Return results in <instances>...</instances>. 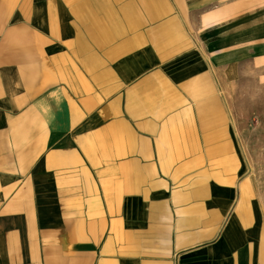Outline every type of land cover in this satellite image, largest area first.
Masks as SVG:
<instances>
[{"label":"crops","instance_id":"0c3cea01","mask_svg":"<svg viewBox=\"0 0 264 264\" xmlns=\"http://www.w3.org/2000/svg\"><path fill=\"white\" fill-rule=\"evenodd\" d=\"M247 75L264 0H0V264H264Z\"/></svg>","mask_w":264,"mask_h":264},{"label":"rangeland","instance_id":"374dc122","mask_svg":"<svg viewBox=\"0 0 264 264\" xmlns=\"http://www.w3.org/2000/svg\"><path fill=\"white\" fill-rule=\"evenodd\" d=\"M250 72V71H249ZM251 73V72H250ZM258 77L249 76L247 75L244 79L241 80L240 83V91L235 93L234 99H238L237 101H240L239 109H237L239 112H242L244 115V118L242 121L245 124L246 128L249 127L250 129L255 128L257 124V121L264 115V105L261 102L264 97L261 93V86H259V82L257 81ZM258 85V86H257ZM251 90H255V92H251ZM252 98L255 99V101L252 103L253 107H245V101H250ZM249 111V114L247 113ZM264 127V126H263ZM260 130L263 131L264 129ZM258 134H255V143L259 142L261 144H264V140L259 138L257 136Z\"/></svg>","mask_w":264,"mask_h":264}]
</instances>
